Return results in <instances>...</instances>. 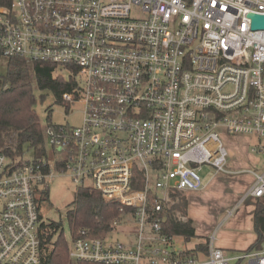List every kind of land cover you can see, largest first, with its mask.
I'll use <instances>...</instances> for the list:
<instances>
[{"label": "built area", "instance_id": "built-area-1", "mask_svg": "<svg viewBox=\"0 0 264 264\" xmlns=\"http://www.w3.org/2000/svg\"><path fill=\"white\" fill-rule=\"evenodd\" d=\"M252 14L264 17V0H0L2 57L75 70L63 100L84 105L80 128H45L46 158L0 153V264H43L38 195L53 172L120 205L116 229L133 226L129 244L71 234L72 261L264 264V243L230 255L212 237L201 263L161 233L171 195L204 188L203 166L242 174L226 168L220 131L254 138L248 149L264 157V29ZM246 172L241 201H256L264 169Z\"/></svg>", "mask_w": 264, "mask_h": 264}, {"label": "trees", "instance_id": "trees-1", "mask_svg": "<svg viewBox=\"0 0 264 264\" xmlns=\"http://www.w3.org/2000/svg\"><path fill=\"white\" fill-rule=\"evenodd\" d=\"M4 58V57H3ZM75 70L59 69L48 63L33 62L24 58H5V71L0 75V153L12 163L23 165L25 153H31V161L46 158L45 128L40 124L35 107L48 104L46 111L51 113L53 105L66 109L70 106L63 100L64 94H74L77 87ZM46 127L57 129L59 125ZM57 152V151H56ZM61 164H58L60 167ZM137 181L134 188H142L141 175L135 172ZM48 196V187L40 191ZM179 202L170 209L163 207L161 233L170 237H181L184 241L197 238L194 248L179 251V256L207 257L208 239L197 237L193 222L187 218V200L182 194L171 195ZM120 205L106 200L90 187H78L73 202L66 212L71 234L84 230L90 238L107 240L116 228L115 220H120ZM178 212L180 218L175 215ZM42 259L43 264H84L70 260L69 244L61 224H43ZM253 243L243 252L259 249L264 243V196L255 201L253 211Z\"/></svg>", "mask_w": 264, "mask_h": 264}, {"label": "rangeland", "instance_id": "rangeland-1", "mask_svg": "<svg viewBox=\"0 0 264 264\" xmlns=\"http://www.w3.org/2000/svg\"><path fill=\"white\" fill-rule=\"evenodd\" d=\"M5 71V58L2 57L0 54V75H3ZM48 104H37L35 107L37 116L39 118L40 124L42 127L46 128L47 125H59V126H69L72 128H80L83 120V111H84V105L82 103H75L70 104L68 108L62 107L60 105H53L51 108V113H48L46 111V107ZM220 141L223 145V147L227 151V169H232L229 166V161L234 160L236 163V166L233 168H236L237 171L242 172L240 175H234L236 177L235 185L237 188H239L240 191L244 190L252 181V177L246 172L247 169L238 170V162L242 160V156L245 153V149H247L248 153L252 154L248 148H246L249 145V140L247 138L243 137H228L226 136L223 131H220ZM264 142H262L263 144ZM251 146L256 145L257 141L252 138L250 140ZM253 155V154H252ZM259 159V165L256 168H253V166H249L250 169L254 170H263L264 169V157L260 154H255ZM24 160H30L32 159V154L25 153L23 156ZM17 163H20V161H16ZM251 165V164H248ZM200 177H202V180L209 177L214 176V170L210 168L209 166H203L202 169L199 171ZM234 176H226L233 178ZM89 183H86V186ZM78 187H81L77 183H75L70 173L64 172L62 174L53 172L51 176V180L48 183V196L44 198L42 195H38V201H39V209H40V215L42 218V221L44 224H49L51 222L61 224L63 235L68 243L71 241V232L70 228L67 222L66 218V212L70 207V204L73 202L74 199V193L76 192V189ZM183 195V194H182ZM179 202L178 199L172 200L171 198L167 200V207L170 209L172 206L176 205ZM246 202H250V200L246 201L244 200V203L239 204L237 206V210H241L242 205H244ZM241 207V208H240ZM240 208V209H239ZM175 215L180 218V214L178 212H175ZM222 219V218H220ZM221 223V222H220ZM219 223V224H220ZM133 225L134 223L131 222ZM223 225L221 227H218L216 229V245L218 246V241L221 236H225V229H222ZM215 229V227H214ZM131 231H133V226L125 225L122 227H118L113 233L110 234L107 243L115 244L117 243H123V244H129L133 240V236L131 234ZM215 231V232H216ZM174 248L178 251H185L190 250L194 248V246L198 243L197 238H191L188 241H184L181 237H175L173 239ZM215 245V246H216ZM199 262L203 263L206 261L205 256H198ZM231 264H234L232 262ZM239 264H248L247 260L240 261Z\"/></svg>", "mask_w": 264, "mask_h": 264}, {"label": "crops", "instance_id": "crops-1", "mask_svg": "<svg viewBox=\"0 0 264 264\" xmlns=\"http://www.w3.org/2000/svg\"><path fill=\"white\" fill-rule=\"evenodd\" d=\"M241 158L242 160L238 162V170H241L240 168L249 170V166L256 168L259 165V159L254 154L248 153L247 149ZM235 163L234 160L229 161V166L232 168L230 170L237 171L236 168H233L237 164ZM235 181V176L231 178L226 177V175H214L206 178L205 181L203 179L204 188L201 191L183 194L187 200V218L193 222L195 235L206 238L208 241L214 237V244L216 245V229L223 225L222 229L226 231L225 236L219 238L216 247L223 249L230 255L242 253L255 239L253 233L255 200L246 199L250 202H246L241 206L244 208L240 207L241 210H237V206L242 203V195L248 186L240 191L241 189L236 187ZM248 264L251 263L248 262Z\"/></svg>", "mask_w": 264, "mask_h": 264}, {"label": "water", "instance_id": "water-1", "mask_svg": "<svg viewBox=\"0 0 264 264\" xmlns=\"http://www.w3.org/2000/svg\"><path fill=\"white\" fill-rule=\"evenodd\" d=\"M249 18L251 19V29L252 30H258V29H264V17L258 16V15H249Z\"/></svg>", "mask_w": 264, "mask_h": 264}]
</instances>
